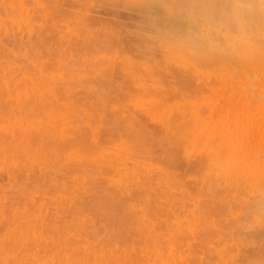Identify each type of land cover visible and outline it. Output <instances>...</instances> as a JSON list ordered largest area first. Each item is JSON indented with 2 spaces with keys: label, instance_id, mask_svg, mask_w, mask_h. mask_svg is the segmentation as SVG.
<instances>
[{
  "label": "rangeland",
  "instance_id": "1",
  "mask_svg": "<svg viewBox=\"0 0 264 264\" xmlns=\"http://www.w3.org/2000/svg\"><path fill=\"white\" fill-rule=\"evenodd\" d=\"M162 8L0 0V264H224L223 246L236 264L264 263V227L236 226L259 209L264 71L166 66L196 57L153 23ZM124 56L159 68L93 70L95 58ZM204 140H225L221 159L232 142L233 189H203L213 159Z\"/></svg>",
  "mask_w": 264,
  "mask_h": 264
},
{
  "label": "clouds",
  "instance_id": "2",
  "mask_svg": "<svg viewBox=\"0 0 264 264\" xmlns=\"http://www.w3.org/2000/svg\"><path fill=\"white\" fill-rule=\"evenodd\" d=\"M153 23L191 56L252 58L264 51V0H162Z\"/></svg>",
  "mask_w": 264,
  "mask_h": 264
},
{
  "label": "bare ground",
  "instance_id": "3",
  "mask_svg": "<svg viewBox=\"0 0 264 264\" xmlns=\"http://www.w3.org/2000/svg\"><path fill=\"white\" fill-rule=\"evenodd\" d=\"M104 49V48H101ZM185 51L184 49H182ZM98 51V50H97ZM101 54V53H100ZM66 57L59 63L63 66H66ZM113 60V61H112ZM164 61L166 63V66L176 64L179 67H182L190 72H192L194 75L198 76H208L211 74L210 68H216L214 72L216 74H219L221 76H227L232 78L233 75H235L237 72H243L244 70L251 69L255 72H263L264 71V51L257 52L252 58H164ZM104 63H110V62H117L120 64L123 70L127 71L128 74L135 75V73L139 69H144L147 72H150L153 70V68H159L158 61L156 59L153 60V63L150 65L148 63H141L136 62L132 58H127L126 56L121 58H95V64L94 71L96 73L99 72L101 68H103ZM83 75L82 74H75L73 76L74 81H77L75 83L82 82ZM148 105H152L153 102H148ZM167 107H162L163 110H165ZM89 124V123H87ZM174 124L173 122H170V120L167 119V123L165 124L164 128L166 131V134H170L172 131ZM200 123H196V127H199ZM210 140H204L203 144V150H208V152H212L213 159L210 163V168L208 169L207 173L204 175L203 178V189L206 191H211L213 189L215 190H222V189H233L235 182L240 180H235L232 177V171L235 165V156L233 155L232 150V142L226 141L228 146V153L227 155L221 159L220 155H218V150L221 148L225 140L220 141V143H216L215 147L212 145L208 146L207 142ZM206 146L207 149L204 147ZM138 164H136L137 166ZM147 170L151 171L152 173H158L162 171L157 166H147ZM259 172H262V175L264 176V168L260 169ZM258 172V173H259ZM246 179V173L243 175ZM139 181V180H138ZM159 184H156L158 186ZM165 188L172 189V184L169 182H166L164 184ZM151 190L155 191L154 187H151ZM255 191L257 194V206L259 209H254L252 216L249 220L243 223H236L237 230H243L247 231L251 228H253L255 225L264 227V181L262 184H257L255 186ZM181 198L183 200L188 199L187 194L181 195ZM219 198L213 197L211 199L212 203L218 202ZM221 200V199H220ZM223 201V200H222ZM233 201H235L234 196L232 195L228 199L225 200V203L228 206H232ZM202 201L198 199L196 201V204H200ZM203 225H210L213 227L216 231H218V225L214 220H207L202 221ZM220 232V229L219 231ZM217 254L219 255L220 259L223 261L224 264H236L235 262V255L228 254L226 246L219 247L216 249ZM247 264H264L263 262L257 263V262H248Z\"/></svg>",
  "mask_w": 264,
  "mask_h": 264
}]
</instances>
